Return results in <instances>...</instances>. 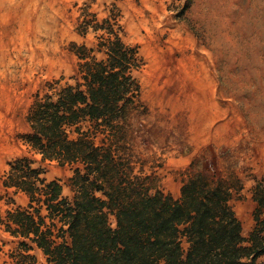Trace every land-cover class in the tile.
Wrapping results in <instances>:
<instances>
[{
    "label": "rangeland",
    "instance_id": "374dc122",
    "mask_svg": "<svg viewBox=\"0 0 264 264\" xmlns=\"http://www.w3.org/2000/svg\"><path fill=\"white\" fill-rule=\"evenodd\" d=\"M86 4L100 19L117 5L124 39L143 61L139 99L119 121V151L134 175L175 199L199 172L240 179L231 205L249 238L254 190L264 184V0H0V215L8 208V164L25 155L40 160L21 140L35 94L59 78L73 82L74 44L95 46L94 33L78 31ZM104 139L98 134L96 143H110ZM39 164L72 199L76 166Z\"/></svg>",
    "mask_w": 264,
    "mask_h": 264
},
{
    "label": "trees",
    "instance_id": "16d2710c",
    "mask_svg": "<svg viewBox=\"0 0 264 264\" xmlns=\"http://www.w3.org/2000/svg\"><path fill=\"white\" fill-rule=\"evenodd\" d=\"M80 10L78 31L94 33L95 46L74 44L79 62L73 82L59 78L35 94L26 115L30 130L21 140L40 160L17 158L3 177L6 193L13 190L7 204L14 207L0 215V225L20 238L13 264H36L34 246L47 264H262L263 183L254 190L255 227L246 238L231 205L240 179L199 172L175 199L152 193L145 178L134 175L119 151V121L140 96L139 47L125 41L117 5L102 19L89 4ZM98 134L110 143L97 144ZM48 161L76 166L72 199L60 181L46 177L39 163ZM18 193L28 196L27 206H15Z\"/></svg>",
    "mask_w": 264,
    "mask_h": 264
},
{
    "label": "crops",
    "instance_id": "0c3cea01",
    "mask_svg": "<svg viewBox=\"0 0 264 264\" xmlns=\"http://www.w3.org/2000/svg\"><path fill=\"white\" fill-rule=\"evenodd\" d=\"M53 180V179H49ZM5 189V188H4ZM10 195V192L13 193V190L8 189L7 191ZM16 199V207H25L29 203V198L24 193H18L15 195ZM21 202H20V200ZM13 206V205H12ZM7 210L10 209V204H7ZM20 238L15 237L10 234V232L6 231L5 228L0 225V244L4 245L2 249H0V264H13V260L11 258V254L16 252L19 249ZM10 249H12L10 251ZM31 253L34 254L37 258L36 264H47L46 263V255L44 252L38 247L34 246Z\"/></svg>",
    "mask_w": 264,
    "mask_h": 264
}]
</instances>
